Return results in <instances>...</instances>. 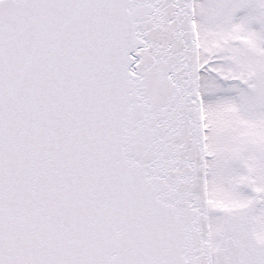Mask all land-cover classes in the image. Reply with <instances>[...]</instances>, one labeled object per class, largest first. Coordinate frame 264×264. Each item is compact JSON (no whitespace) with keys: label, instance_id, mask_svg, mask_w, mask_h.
<instances>
[{"label":"snow or ice","instance_id":"6c2138e0","mask_svg":"<svg viewBox=\"0 0 264 264\" xmlns=\"http://www.w3.org/2000/svg\"><path fill=\"white\" fill-rule=\"evenodd\" d=\"M0 264H264V0H0Z\"/></svg>","mask_w":264,"mask_h":264}]
</instances>
